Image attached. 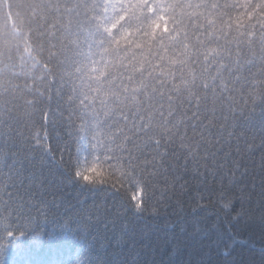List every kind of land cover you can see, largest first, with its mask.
Here are the masks:
<instances>
[{
  "label": "snow or ice",
  "instance_id": "obj_1",
  "mask_svg": "<svg viewBox=\"0 0 264 264\" xmlns=\"http://www.w3.org/2000/svg\"><path fill=\"white\" fill-rule=\"evenodd\" d=\"M57 85L59 121L50 107ZM57 123L54 148L47 128ZM21 124L31 126L30 151L54 166L42 187L103 195L117 214L158 216L177 189L193 210L215 203L231 212L234 194L209 191L226 166L230 183L250 177L264 201V0H0V255H23L43 225L56 224L37 199L36 172L17 167ZM12 264L129 260L82 249Z\"/></svg>",
  "mask_w": 264,
  "mask_h": 264
},
{
  "label": "trees",
  "instance_id": "obj_2",
  "mask_svg": "<svg viewBox=\"0 0 264 264\" xmlns=\"http://www.w3.org/2000/svg\"><path fill=\"white\" fill-rule=\"evenodd\" d=\"M58 89L59 85L53 88L50 101L51 111L57 121L63 105ZM62 91L66 92L67 89ZM256 124L258 130L259 120ZM37 129L40 130L39 124ZM19 131L23 136L16 140L17 167L23 164L36 172L34 191L37 199L46 200L50 218L55 219L56 224L43 225L39 238L29 240L24 245L23 255L17 249H10L6 255H0V264H12L14 260L25 258L37 261L66 260L82 249H89L100 257L106 253L122 252L129 264L133 261L138 264H261L264 259L261 255L264 249V230L261 227L264 201H260L259 187L255 191L251 189L250 177L244 181L237 177L230 183L231 178L223 174L227 166L216 177V183L209 191L215 193L222 188L234 194V207L228 213L221 211L215 203L193 210L189 196L179 195L177 189L176 198L170 200L167 210L162 209L158 216L117 214L114 202L103 195H81L71 189L58 192L51 187H42L40 182L45 178L51 179L49 170H54V166L41 159L40 152L30 151L31 146L26 139L31 136V126L21 124ZM47 131L50 143L55 148L57 133L63 135V128L59 123L55 127L49 124ZM256 143L259 144V139ZM239 148L240 156L251 170L253 158L247 153L243 142ZM259 155L257 150L254 158L257 164ZM32 157H35V161ZM189 187L194 191L195 182L190 183ZM249 192L251 200L248 199ZM54 193L62 196V199H53ZM237 212H241V215L238 220H233ZM65 222L69 227L61 233L59 225ZM194 227L201 229L199 243L187 240L188 233ZM226 252L229 255L225 256Z\"/></svg>",
  "mask_w": 264,
  "mask_h": 264
}]
</instances>
